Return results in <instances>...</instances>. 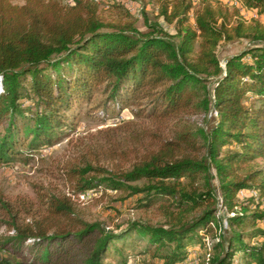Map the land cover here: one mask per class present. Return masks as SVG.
Returning <instances> with one entry per match:
<instances>
[{"label": "trees", "instance_id": "16d2710c", "mask_svg": "<svg viewBox=\"0 0 264 264\" xmlns=\"http://www.w3.org/2000/svg\"><path fill=\"white\" fill-rule=\"evenodd\" d=\"M237 1L264 13V0ZM157 3L141 31L131 20H104L93 0H0V164L28 162L62 140L66 111L95 92L105 108L143 105L134 114L158 126L205 115L204 126L185 124L146 144L158 133L128 120L129 145L118 153L135 156L129 167L67 171L73 193L103 187L136 208L160 202L163 224L107 229L79 217L65 193L46 195L43 210L25 219L0 196L8 231L0 234V264H110L115 256L125 264L132 240L145 241L141 253L161 264H176L201 243L200 231L212 238L208 264H264V23L242 19L227 2L199 0L191 24L193 0ZM236 40L247 46L221 65L217 47ZM240 190L256 195L238 200ZM220 203L230 213L223 222Z\"/></svg>", "mask_w": 264, "mask_h": 264}, {"label": "rangeland", "instance_id": "374dc122", "mask_svg": "<svg viewBox=\"0 0 264 264\" xmlns=\"http://www.w3.org/2000/svg\"><path fill=\"white\" fill-rule=\"evenodd\" d=\"M22 3L23 0H12ZM67 1V0H66ZM126 0H101L98 3L100 16L109 22H125L131 20L141 31L148 28L144 14L149 20H154L157 14L158 0H130L135 4L136 13H127ZM199 0H193V8L189 13V22L193 24V12L198 6ZM212 2H227L239 8V13L244 20L252 18L264 23V13L259 14L254 9L245 8L239 1L231 4L228 0H210ZM115 4V5H114ZM231 8V7H230ZM164 29L173 33L171 25L165 24L159 19ZM247 46L246 40H236L229 43L221 42L217 47L220 62L229 54L237 52ZM105 108L103 96L95 92L88 99L76 102L66 111V136L59 142L42 147L28 162L16 159L10 163L0 164V196L15 208L19 209L21 218L29 219L43 210L45 196L48 194H63L70 196L74 203L76 214L86 221H99L107 229L122 228L129 221L139 220L151 224H163L164 218L158 207L160 202L151 207L136 208L133 206V198L120 199V191H113L98 187L88 190V195L83 200H78L77 193L71 191L66 174L72 166H83L89 163L93 166H102L108 170L127 168L131 159L130 152L119 154L118 150L129 145L124 134V122L131 120L133 126L147 128L157 132L158 136H147L143 144L152 143L161 138H171L175 130L186 126L196 129L204 126V113H194L169 119L165 124L158 126L152 118L145 117V113L135 115L143 105L129 102L127 108L118 110L117 106ZM147 112V111H145ZM70 124V125H69ZM160 129V130H159ZM160 137V138H159ZM155 139V140H154ZM262 162V161H261ZM214 184L216 181L214 180ZM79 193V192H78ZM241 194V193H240ZM256 195V194H255ZM249 196L247 193L237 194L238 200ZM227 214H230L220 203L216 216L222 222ZM264 227V222L259 223ZM212 226V225H211ZM8 233L4 226H0V234ZM202 234L201 243L194 245L187 256L192 264L197 258H202L208 248L212 246L211 234ZM145 241H129L125 250L127 261L125 264H161L158 257L150 253H141ZM118 257L111 258L110 264H120ZM184 260L176 264H183ZM192 262V263H191Z\"/></svg>", "mask_w": 264, "mask_h": 264}, {"label": "built area", "instance_id": "2783aa9c", "mask_svg": "<svg viewBox=\"0 0 264 264\" xmlns=\"http://www.w3.org/2000/svg\"><path fill=\"white\" fill-rule=\"evenodd\" d=\"M93 1L96 2V3H99L101 0H93ZM228 1L231 2V4L237 3V0H228ZM124 4H125V7L127 8V10L130 13H132V14L133 13H136L137 8H136V6H135L134 3H132L130 0H126L124 2ZM220 64L223 65V62H220ZM238 193H239L240 196H241L242 193L243 194L244 193H247L248 195H255L256 194V191H254V190H240ZM87 195H88V190L77 193V197L79 198L78 200L85 199ZM231 214H232V212H231ZM217 218H218V216H217ZM211 225L214 226L213 223H211ZM210 253H211V248L209 247L208 250L205 252V254H204V256L202 258H199V257L197 258L198 255H196V258H195L196 260L193 263L192 262L191 263L192 264H208L209 258H210ZM183 260L185 261V262L183 261L184 262L183 264L190 263L189 256H187Z\"/></svg>", "mask_w": 264, "mask_h": 264}]
</instances>
